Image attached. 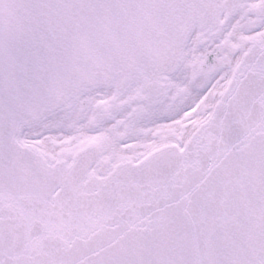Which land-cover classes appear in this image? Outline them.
I'll return each mask as SVG.
<instances>
[{
	"label": "snow or ice",
	"instance_id": "obj_1",
	"mask_svg": "<svg viewBox=\"0 0 264 264\" xmlns=\"http://www.w3.org/2000/svg\"><path fill=\"white\" fill-rule=\"evenodd\" d=\"M0 264H264V0H0Z\"/></svg>",
	"mask_w": 264,
	"mask_h": 264
}]
</instances>
